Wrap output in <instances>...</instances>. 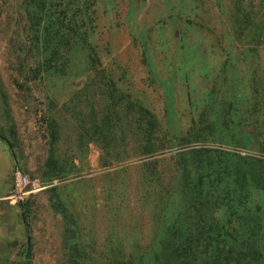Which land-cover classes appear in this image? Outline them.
I'll return each instance as SVG.
<instances>
[{
	"label": "rangeland",
	"instance_id": "1",
	"mask_svg": "<svg viewBox=\"0 0 264 264\" xmlns=\"http://www.w3.org/2000/svg\"><path fill=\"white\" fill-rule=\"evenodd\" d=\"M37 2L0 0V128L16 146L3 183L18 170L45 185L27 216L0 200V264L24 262L27 236L31 264H68L57 206L85 264H153L187 218L249 230L264 264V188L238 176L264 177V0H48L69 45L51 41L62 60L33 80ZM182 192L213 205L182 215Z\"/></svg>",
	"mask_w": 264,
	"mask_h": 264
},
{
	"label": "trees",
	"instance_id": "2",
	"mask_svg": "<svg viewBox=\"0 0 264 264\" xmlns=\"http://www.w3.org/2000/svg\"><path fill=\"white\" fill-rule=\"evenodd\" d=\"M35 1V0H34ZM34 7L35 9L30 10L29 14H31L30 19L33 20L36 29V32H40V25L43 20V17L47 16L46 24L43 28V33L47 34V36L43 40V45L41 46V50H37V55L33 57L32 63L35 65L33 70V74L31 79H37L40 71L43 68H49L53 65H56V61L62 60L61 57L57 56L58 51L57 48L52 45L54 39H59V41L63 44V46H68V40L63 38V21L62 18L58 17L59 12L53 7L49 5L47 7L48 0H37ZM55 2L57 0H50V2ZM44 7L49 10L48 14H42L44 12ZM54 17V18H53ZM76 27L78 28L77 24ZM52 31V37H51ZM54 32V34H53ZM35 37V35L31 36ZM38 46V44H37ZM46 52V53H44ZM1 97L5 99L2 90H0ZM9 132L13 135L14 128L10 125ZM0 140L3 141L8 147L11 154L14 155L15 144L14 141H11L10 138L4 135L2 128H0ZM238 176L242 179L249 178L251 187L263 189L264 188V177L260 174L250 175L246 171H238ZM186 188V187H185ZM185 190V189H184ZM243 189H241L242 191ZM246 192V189H244ZM229 193V192H228ZM244 194L243 192L241 193ZM201 194L198 193V202H194L190 199L189 195H186L182 192L181 200L184 202V209L182 211L183 214H187V206L188 203L196 204L197 206L202 205L203 203L213 205L211 198L212 195H208L205 199L200 200ZM200 200V201H199ZM22 207V212L24 216H27L28 212V203L27 200L20 204ZM62 213L64 220L67 223V228L65 229L63 243L65 248L67 249V263L68 264H85L83 262V253L80 245L76 241L77 233H76V222L70 214H68V210L63 206L56 208ZM216 213V212H215ZM26 214V215H25ZM214 217V216H213ZM257 227L259 230L261 229V223L257 218ZM206 222V221H205ZM205 222L202 218H196V220L186 219L185 222L181 223L180 228H173L172 226H168L166 230H164L162 236L159 239L157 250L153 256V264H252V260L254 256L257 254L256 247L251 244L250 237L248 236L247 230L245 233L239 235L238 232L230 229V221H225V231L222 236H218L212 234L215 225L217 226V221L215 218H210L207 226L208 232H204L203 224ZM192 227L193 229H189ZM219 234V233H218ZM238 235L242 237L241 243L237 246L236 242L238 239ZM219 237V239H218ZM226 239L224 244L220 243L219 240ZM218 240V241H217ZM230 242L229 245H226L227 242ZM215 242V247L209 248H201V243H210ZM69 244V245H68ZM25 246L27 249L25 252L19 251L18 256L25 257L24 262L22 263H13V264H31L30 258L31 247L29 246V237H26ZM112 264H127L123 261L112 263ZM132 264V263H129Z\"/></svg>",
	"mask_w": 264,
	"mask_h": 264
},
{
	"label": "built area",
	"instance_id": "3",
	"mask_svg": "<svg viewBox=\"0 0 264 264\" xmlns=\"http://www.w3.org/2000/svg\"><path fill=\"white\" fill-rule=\"evenodd\" d=\"M45 188V185L38 178H30L26 174L19 171L15 172V181L11 193L0 199L1 201H8L9 203H23L30 194L39 192Z\"/></svg>",
	"mask_w": 264,
	"mask_h": 264
},
{
	"label": "crops",
	"instance_id": "4",
	"mask_svg": "<svg viewBox=\"0 0 264 264\" xmlns=\"http://www.w3.org/2000/svg\"><path fill=\"white\" fill-rule=\"evenodd\" d=\"M11 155L12 154L10 153L6 144L0 140V199L7 197L11 193V191L9 192L10 186L9 185L7 186L3 183L5 181L4 179H6L7 176H9L10 171L16 166V165L13 166V164L10 162Z\"/></svg>",
	"mask_w": 264,
	"mask_h": 264
}]
</instances>
